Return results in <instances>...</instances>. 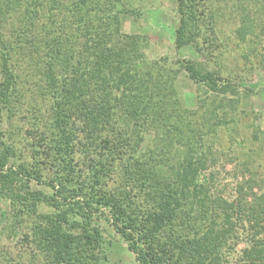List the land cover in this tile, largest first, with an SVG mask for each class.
Listing matches in <instances>:
<instances>
[{"label": "trees", "instance_id": "trees-1", "mask_svg": "<svg viewBox=\"0 0 264 264\" xmlns=\"http://www.w3.org/2000/svg\"><path fill=\"white\" fill-rule=\"evenodd\" d=\"M173 1L176 46L206 56L177 62L223 108L239 91L206 67L223 54L214 1ZM136 14L128 0H0V198L10 202L7 230L23 258L1 250L0 264H102L103 218L139 264H222L232 254L264 264V193L248 205L243 184L229 202L199 183L218 108L197 128L175 69L148 66L139 35L122 31ZM239 212L253 229L244 238Z\"/></svg>", "mask_w": 264, "mask_h": 264}, {"label": "rangeland", "instance_id": "rangeland-1", "mask_svg": "<svg viewBox=\"0 0 264 264\" xmlns=\"http://www.w3.org/2000/svg\"><path fill=\"white\" fill-rule=\"evenodd\" d=\"M213 1L218 11L217 28L223 43L220 49L223 54L219 59L207 57L206 67L221 69V74L229 78L239 91V95L227 93L224 96L223 108L218 107L222 96L208 92L205 86L191 80L177 62L182 59L204 61L206 56L191 45L176 46L174 36L179 15L173 0H128L129 6L136 8L139 14L127 17L122 31L139 35V41L144 44L143 52L150 62L148 66L159 61L175 69L182 107L195 111L193 119L198 123L197 128H201L202 116H209L214 107L218 108L214 109L216 116L212 118V130H206L210 132L203 141L207 165L200 172L198 181L209 186L216 197L221 196L229 202L241 197L238 189L243 184L248 204L255 195L264 193V8L261 0ZM15 18L8 20V27L15 25ZM143 66L146 67L145 64ZM231 100L232 107L229 106ZM19 120L17 118V124H27V121ZM1 127L6 129L9 125L5 123ZM11 129L18 136V129L12 125ZM153 137L154 133H147L146 143H154ZM23 139V134H20L22 145ZM24 148L23 145L22 150ZM9 211L10 202L0 198V252L8 254L9 250L22 261V252H18L15 246L18 238L11 235L12 238L7 230ZM221 215L224 213L221 212ZM234 215L233 220L241 237L252 233L247 214L239 212ZM98 224L104 229L106 241H110L106 247L107 258L102 264H139L135 254L107 220L100 219ZM246 246L247 243L242 241L237 250L242 251ZM239 256L232 254L229 262L224 257L222 264H238ZM36 264L41 262L38 260Z\"/></svg>", "mask_w": 264, "mask_h": 264}]
</instances>
